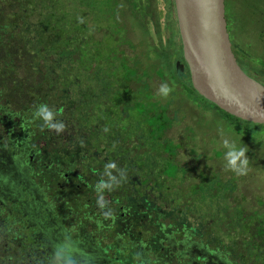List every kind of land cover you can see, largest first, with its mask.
<instances>
[{
  "label": "flooded vegetation",
  "instance_id": "af4514ba",
  "mask_svg": "<svg viewBox=\"0 0 264 264\" xmlns=\"http://www.w3.org/2000/svg\"><path fill=\"white\" fill-rule=\"evenodd\" d=\"M2 93L10 110L35 106ZM35 117L33 110L23 136L0 141V264H233L205 220L177 225L165 216L185 188L164 179L168 154L157 144L147 150L143 122L121 138L126 150L112 145L86 157L72 154L66 128L46 124L30 135ZM104 238L110 244L96 245Z\"/></svg>",
  "mask_w": 264,
  "mask_h": 264
},
{
  "label": "trees",
  "instance_id": "16d2710c",
  "mask_svg": "<svg viewBox=\"0 0 264 264\" xmlns=\"http://www.w3.org/2000/svg\"><path fill=\"white\" fill-rule=\"evenodd\" d=\"M60 1L62 0H0V89L2 94L5 97L14 94L18 106L37 104L38 109L41 106H47L53 112L55 121L50 122L46 128L52 131L51 124H65L67 139L72 138L73 143L67 142V144L74 156L90 157L100 150L108 151L109 146L112 145L116 153L118 147L126 150L127 143L121 138L134 134L130 131L128 122L130 119L140 120L144 123L146 131L147 150H155L157 144L162 152L168 154L161 172L165 175L164 179L170 180L169 184L177 179L182 187L184 181L181 177L184 180L192 178L190 162L184 165L177 162L176 149L179 148H173L176 151L174 153L166 150L167 144H174L175 141L165 136L174 126L175 118L181 114H178V109H175L173 114L168 113V106L173 103L170 95L165 103H162L161 97L152 91L151 71L140 67V57L149 56V54L140 51L138 55H135L134 60H128L122 49L119 55L113 54L114 61L110 62L115 65L114 76L108 77L107 81H111L112 78L110 87L94 89L88 83L83 85L82 81L86 75L94 82L98 80L92 75L95 65L104 60L107 62V56L111 53L108 45L98 38V32L95 35L87 32L94 30L95 26L91 28L79 19L76 10L73 9L72 1L64 0V7L59 8ZM157 23L161 24L159 16ZM227 28L230 32L228 22ZM160 35L161 29L157 34L159 41ZM229 36L232 51L239 65H243L257 75H262L263 78L259 79L264 83V37L261 39L262 49L257 55L252 53V56L234 47L231 33ZM158 46L161 48L160 54L166 56L165 64H163L164 68L169 69V76H166L174 82L170 86L173 89L171 93L180 91V95L184 94L187 99L197 103L193 106L201 107L202 110L215 108L222 116L238 119L199 95L193 88L189 69L183 60L180 40L178 49L173 50V53L170 52L172 57L167 51L166 42L165 45ZM177 60L185 64V70H176ZM251 61L257 62L259 66H254ZM73 72L78 73L77 82L69 79ZM156 74L159 75V79L166 82V78L160 72ZM76 84L79 90L75 88ZM6 90H9L10 94ZM81 96L84 98L83 102H80ZM103 98L109 99V103L100 104ZM90 105L94 108L89 107ZM106 106L115 109L111 110ZM68 118H70L69 123ZM30 120L28 119L27 122ZM34 135H42V133L38 132ZM198 158L200 156L195 161H198ZM204 167L207 168V164ZM210 171L217 172L219 179L212 182L211 187ZM192 173H197L200 180L193 179L192 182H187L184 192H180L182 196H175L170 205L165 208V216L172 217L173 224L177 225L185 221L189 222L188 218L193 217L195 219L191 222L199 225V218H203L206 214L210 218L206 220V228L210 236L213 235L212 238L217 239L223 236L222 225L227 226L228 232L223 237L229 239L225 248H229L227 251L231 252L230 260L233 264H264L263 201L259 198V207L249 209L240 204L242 199H238L232 207L210 211L211 191L224 188L228 179L223 180L220 176L222 173L218 169L207 170L199 167L193 168ZM200 186H205L207 193V196L198 199V203L203 207L191 206L194 202L192 189H199ZM226 191L227 196L236 195L239 192L237 183L235 182L234 189L229 187ZM250 198L253 199L254 196ZM257 209H263V211L259 212ZM198 227L196 226L197 230Z\"/></svg>",
  "mask_w": 264,
  "mask_h": 264
},
{
  "label": "rangeland",
  "instance_id": "374dc122",
  "mask_svg": "<svg viewBox=\"0 0 264 264\" xmlns=\"http://www.w3.org/2000/svg\"><path fill=\"white\" fill-rule=\"evenodd\" d=\"M74 5L79 19L84 21L88 26L94 30L87 32L92 35L98 32L100 41L108 45L111 55L107 56V62L96 63L92 75L97 81L86 75L83 85L88 83L94 89H105L111 86V81L107 82L108 77H113L115 73L113 54L119 55L120 50L124 49V55L130 59H135V55L139 52H145L149 56L140 57V67L146 71H151L154 94H158L161 102L165 103L167 98L173 99V103L168 106V113L173 114L175 109H178L179 117L174 120V126L166 133V137L174 139V144H167L169 152H178L176 160L180 165L190 162L192 178L182 179L184 183L182 188H185L187 182L200 180L197 173L193 174L192 169L195 168V161L198 156V167L207 170L218 169L220 176L223 180H227L224 188L213 189L210 194L211 207L213 209L229 208L235 204L238 199L241 200V205L252 209V207H259L260 198L264 203V126H260L253 122L230 119L227 116H222L217 109L209 108L202 110L198 108L194 102L185 97L184 94L180 95V91L175 93L169 92L164 96L160 89L163 85L167 84L169 88L174 84L170 79L169 69L164 68L166 56L160 54L159 44L168 46L167 51L173 53V50L178 49L179 33L176 21L175 9L173 0H71ZM68 2V0H66ZM115 3H117L115 5ZM65 1L62 0L58 4L59 8L64 7ZM225 9L227 22L230 25V32L234 41V47L242 49L245 54L257 55L262 49L261 39L264 37V0H225ZM76 15V16H77ZM159 21L161 24L157 23ZM160 41L157 34L160 32ZM125 43L126 45H124ZM116 51V52H115ZM115 52V53H114ZM172 57V54L170 53ZM253 56V55H252ZM178 61V60H177ZM181 62V61H180ZM253 63V61H251ZM110 63V64H109ZM183 63V62H181ZM254 66H259L257 62L253 63ZM241 68L251 77L260 81L262 75H257L255 72L246 69L243 65ZM154 72V73H153ZM160 72L166 82L159 79ZM168 75V76H166ZM78 73H72L69 76L70 81L77 82ZM261 82V81H260ZM263 83V82H262ZM178 87V86H176ZM75 88L79 90L78 85ZM179 88V87H178ZM172 89V88H171ZM173 90V89H172ZM83 96L80 102H83ZM195 101V100H194ZM109 99L103 98L100 104H108ZM192 105V106H188ZM9 110L6 115L13 113L12 123L7 117L5 118V110ZM37 106L31 108H20L17 110H10L5 104H0V137H3L1 142L8 139V136H23L22 126L24 121L29 118ZM42 117V116H40ZM198 119V121H197ZM204 122H203V121ZM52 121V119H51ZM51 121H43L36 117L31 121L33 135L40 132L45 128L46 124ZM138 119H130L128 122L129 128L133 126L134 122ZM70 122V118L67 119ZM65 128V124H63ZM9 137V138H10ZM72 138H64V142H71ZM229 145H235L236 149L245 148L246 152L242 159H247L248 163L244 166L243 174L238 173L229 166L227 153L231 150L225 145V141ZM73 144V143H72ZM75 144V143H74ZM178 147L179 149H173ZM173 149V150H172ZM204 157V158H203ZM240 165V160L234 161ZM207 164V168L204 165ZM209 177L210 187L211 183L219 181L218 173L211 172ZM237 183L239 192L233 196H227L226 188L234 189V184ZM205 186H200L199 189H192L194 202L191 206L203 207L198 203L199 198L207 196ZM196 190H199L196 192ZM245 192V193H244ZM179 197L182 196L180 192ZM242 193V194H241ZM254 196L253 199L250 197ZM244 197V198H243ZM261 212L263 209H257ZM193 218V217H191ZM195 219V218H194ZM200 220H209L208 215H204ZM193 221V219H189ZM224 231L223 236L228 232L227 226L222 225ZM221 236L217 238L222 244L226 245L229 241L228 238ZM110 244L107 238L100 240L96 245L106 246ZM224 247V246H223Z\"/></svg>",
  "mask_w": 264,
  "mask_h": 264
},
{
  "label": "water",
  "instance_id": "95a60500",
  "mask_svg": "<svg viewBox=\"0 0 264 264\" xmlns=\"http://www.w3.org/2000/svg\"><path fill=\"white\" fill-rule=\"evenodd\" d=\"M193 88L223 111L264 125V83L248 75L231 48L225 0H173ZM184 63L176 61V70Z\"/></svg>",
  "mask_w": 264,
  "mask_h": 264
},
{
  "label": "clouds",
  "instance_id": "9594fccd",
  "mask_svg": "<svg viewBox=\"0 0 264 264\" xmlns=\"http://www.w3.org/2000/svg\"><path fill=\"white\" fill-rule=\"evenodd\" d=\"M161 93L164 96H167L169 92L172 91L171 88L167 86V84L163 85L160 89ZM36 115L38 117L42 116L43 119L47 121H51L53 118V112L50 111L47 106H41L38 110ZM50 127L55 128L57 131H61L63 129V124H51ZM225 145L228 146L231 150L227 153L228 157V163L229 166L232 167L235 171H237L240 174H243L244 166L247 165L248 161L247 159H242L241 157H244V153L246 152L245 148H240L239 150L236 149L235 145H229L228 141H225ZM240 160V165L238 166L237 163H234V161Z\"/></svg>",
  "mask_w": 264,
  "mask_h": 264
}]
</instances>
